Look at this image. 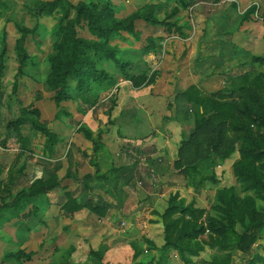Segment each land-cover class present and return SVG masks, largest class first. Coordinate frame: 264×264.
Listing matches in <instances>:
<instances>
[{"label": "rangeland", "instance_id": "1", "mask_svg": "<svg viewBox=\"0 0 264 264\" xmlns=\"http://www.w3.org/2000/svg\"><path fill=\"white\" fill-rule=\"evenodd\" d=\"M49 1L0 0V203L35 181L58 183L0 213V264H183L166 245L162 214L168 207L204 210L199 222L205 226L220 217V191L232 188L264 215V200L243 192L233 175L240 142L223 127L225 147L235 151L221 160L212 148L216 130L198 128L205 118L182 94L193 87L237 108L249 101L242 78L264 75V64L252 61L264 57V0H68L99 11L108 4L118 21L151 9L156 20L174 26L169 31L137 20L135 35L114 34L108 44L127 71L99 63L114 83L91 87L85 95L94 104L77 97L70 82L76 98L58 106L47 79L49 57L64 39L62 13H37V5ZM19 29L33 33L22 37ZM77 32L96 40L85 26ZM19 47L28 57L21 74ZM130 77L144 79L134 86ZM35 122L54 135L53 143L34 130ZM178 159L185 168L174 166ZM70 195L80 205L105 207V214L86 207L64 213ZM197 241L202 248L190 264H264V229L248 252L205 244L207 232ZM20 251L29 258H7Z\"/></svg>", "mask_w": 264, "mask_h": 264}, {"label": "trees", "instance_id": "2", "mask_svg": "<svg viewBox=\"0 0 264 264\" xmlns=\"http://www.w3.org/2000/svg\"><path fill=\"white\" fill-rule=\"evenodd\" d=\"M87 8L83 5L72 6L68 0H53L41 2L37 5V13L52 14L56 10L62 13L59 25V33H64L62 44L54 46L55 54L49 57L51 64L50 75L47 84L52 91V100L58 106L60 103L75 99L69 93L70 82L75 83L74 92L81 97L84 103L94 104L92 99L85 94L91 92L93 85L111 86L113 78L99 67V63L109 61L114 63L121 72L125 73L129 65L119 59L116 49L109 46L108 41L120 32L134 34V23L143 20L151 25L166 26L171 31L174 25L160 22L152 16L151 9H141L124 20H116L109 5H104L102 10L96 6ZM187 6V4H184ZM71 10H74L75 17L70 20ZM254 12L252 7L245 14L244 20ZM66 22L64 25L63 23ZM85 26L95 41H88L78 35L77 27ZM22 37L28 33L27 29H19ZM148 48L153 50L154 44L149 43ZM20 69L25 66L28 57L19 47ZM254 63L264 64V57H254ZM134 86H137L143 77H130ZM246 82V89L250 90L249 101L236 107L231 102L218 101L214 98L203 96L198 89L190 87L183 94L184 98L196 107V115L205 118L204 125L198 126L202 132L216 130L212 141V148L217 151L221 160L227 159L235 147H225L226 139L223 127H227L233 137V142H240L238 149L239 161L233 167V175L241 184L243 192H253L254 195L264 200V75H257L252 80L247 76L242 78ZM247 94L246 92H244ZM223 97L217 95V99ZM34 114L38 115L35 111ZM205 116V117H204ZM18 123H20L18 121ZM34 130L44 135L48 142H54V135L42 124L35 122ZM174 166L178 169L185 168L181 160H176ZM58 186L55 179L38 180L31 184L27 190L19 193H9L8 198L1 200L0 213L6 209H15L22 201L35 199L47 195ZM8 200V201H7ZM220 214L219 219L208 218L205 226L199 222L204 210L172 205L162 214L166 245L174 248L183 264H190V256H196L201 250V243L198 237L208 233V241L205 244L219 247L222 250L236 249L248 252L255 243L258 233L264 229V215L259 213L251 198L245 197L240 200L232 188L223 189L217 197ZM86 207L90 212L103 216L106 208L101 205L88 202L80 205L72 196L63 205L64 213L69 214ZM175 215L179 217L174 218ZM239 225L243 231L239 234L236 226ZM8 259L19 261L22 258H29V254L23 252L7 255Z\"/></svg>", "mask_w": 264, "mask_h": 264}]
</instances>
